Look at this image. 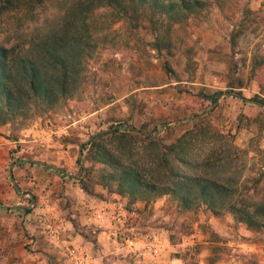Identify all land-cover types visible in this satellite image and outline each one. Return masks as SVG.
Wrapping results in <instances>:
<instances>
[{"label": "rangeland", "instance_id": "374dc122", "mask_svg": "<svg viewBox=\"0 0 264 264\" xmlns=\"http://www.w3.org/2000/svg\"><path fill=\"white\" fill-rule=\"evenodd\" d=\"M96 19L74 95L0 125V264H264V230L229 213L184 211L168 195L129 204L80 185L94 134L128 124L169 143L203 117L239 182L264 172V0H210L171 27L163 57L144 17L137 28L109 10Z\"/></svg>", "mask_w": 264, "mask_h": 264}, {"label": "trees", "instance_id": "16d2710c", "mask_svg": "<svg viewBox=\"0 0 264 264\" xmlns=\"http://www.w3.org/2000/svg\"><path fill=\"white\" fill-rule=\"evenodd\" d=\"M209 3L0 0V125L33 117L74 95L84 62L97 47L101 27L96 18L101 10H109L115 23L125 21L132 28L144 17L155 35L152 47L161 56L171 47V27ZM163 66L170 69L168 60L163 59ZM219 95L208 98L215 103ZM206 120H196L169 143L128 124L94 134L83 146L89 167L81 189L91 194L93 185H101L129 204L168 195L181 210L205 206L214 216L229 213L250 230H264V172L239 182L237 168L219 152L223 135ZM166 127L165 134L171 130Z\"/></svg>", "mask_w": 264, "mask_h": 264}, {"label": "water", "instance_id": "95a60500", "mask_svg": "<svg viewBox=\"0 0 264 264\" xmlns=\"http://www.w3.org/2000/svg\"><path fill=\"white\" fill-rule=\"evenodd\" d=\"M205 114H206V113H203V114L197 116L196 118L202 117V116H204ZM185 120H186V119H185Z\"/></svg>", "mask_w": 264, "mask_h": 264}]
</instances>
